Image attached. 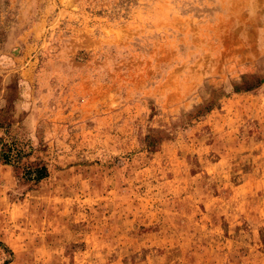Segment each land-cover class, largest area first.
I'll return each instance as SVG.
<instances>
[{
  "label": "rangeland",
  "instance_id": "rangeland-1",
  "mask_svg": "<svg viewBox=\"0 0 264 264\" xmlns=\"http://www.w3.org/2000/svg\"><path fill=\"white\" fill-rule=\"evenodd\" d=\"M0 264H264V0H0Z\"/></svg>",
  "mask_w": 264,
  "mask_h": 264
},
{
  "label": "trees",
  "instance_id": "trees-1",
  "mask_svg": "<svg viewBox=\"0 0 264 264\" xmlns=\"http://www.w3.org/2000/svg\"><path fill=\"white\" fill-rule=\"evenodd\" d=\"M13 150L12 147H8V152H3L2 156L3 159L7 162L10 163V161H12L13 157L15 155H18V153L13 154ZM17 157V156H15ZM48 175V168L46 166H42L40 169L37 170V173L35 175V180L36 181H41L42 179H44L46 176Z\"/></svg>",
  "mask_w": 264,
  "mask_h": 264
}]
</instances>
